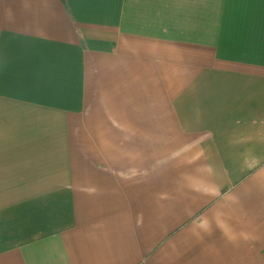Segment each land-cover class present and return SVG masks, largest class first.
<instances>
[{
  "label": "crops",
  "instance_id": "crops-1",
  "mask_svg": "<svg viewBox=\"0 0 264 264\" xmlns=\"http://www.w3.org/2000/svg\"><path fill=\"white\" fill-rule=\"evenodd\" d=\"M0 264H264V0H0Z\"/></svg>",
  "mask_w": 264,
  "mask_h": 264
}]
</instances>
